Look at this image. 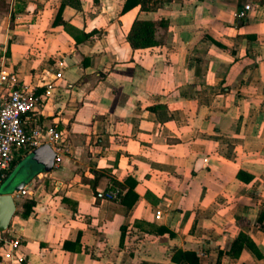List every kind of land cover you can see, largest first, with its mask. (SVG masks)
<instances>
[{
  "label": "crops",
  "instance_id": "0c3cea01",
  "mask_svg": "<svg viewBox=\"0 0 264 264\" xmlns=\"http://www.w3.org/2000/svg\"><path fill=\"white\" fill-rule=\"evenodd\" d=\"M61 1L0 0L6 64L20 83L49 90L40 123L68 146L59 169L28 182L32 196L12 193L23 264H186L172 260L175 249L199 264H264V0L124 12L126 0H70L66 24L54 25ZM136 17L165 21L158 45L130 47ZM28 153L14 152L4 180L12 172L16 183ZM112 181L119 198H96ZM235 237L262 256L244 246L231 257Z\"/></svg>",
  "mask_w": 264,
  "mask_h": 264
},
{
  "label": "built area",
  "instance_id": "2783aa9c",
  "mask_svg": "<svg viewBox=\"0 0 264 264\" xmlns=\"http://www.w3.org/2000/svg\"><path fill=\"white\" fill-rule=\"evenodd\" d=\"M250 6L245 11L236 14L238 18H245ZM6 50L0 49V185L6 172L11 166L13 154L16 150L31 152L42 144H48L55 157L52 170L60 167L68 146L64 142L62 132L53 127H43L40 116L49 95L37 93L35 87L24 85L18 81L17 75L6 64ZM61 73L57 72L56 77ZM23 84V85H20ZM60 183H56V190ZM33 183L26 184L17 191V195L32 196ZM96 198L113 200L120 196L118 188H108L98 191ZM156 219L160 217L157 211ZM24 242L14 223L0 233V264H23L25 261Z\"/></svg>",
  "mask_w": 264,
  "mask_h": 264
},
{
  "label": "trees",
  "instance_id": "16d2710c",
  "mask_svg": "<svg viewBox=\"0 0 264 264\" xmlns=\"http://www.w3.org/2000/svg\"><path fill=\"white\" fill-rule=\"evenodd\" d=\"M71 1L70 0H62L61 4L58 8L56 17L53 21L54 25H65L66 22L64 20H62L61 18V12L62 9L64 7L65 4H69ZM163 2V0H126L124 5H123V9L122 11H127L137 5H140V9L141 10H145V11H152L155 10L161 3ZM72 3V2H71ZM78 5V4H76ZM24 10V4L23 2L19 1L14 9L12 10L13 13L16 12H22ZM241 24L246 23V20L241 19ZM166 23L164 20H159V21H154V20H147V19H141L136 17L131 25V28L129 30V32L126 35V41L128 42V44L130 45V47L132 49H143V48H147V47H152L155 45L159 44V41L156 37V33L157 31L162 28L165 27ZM85 36H88L85 35ZM77 42V41H76ZM37 93H41V92H37ZM237 178L247 182L248 178L243 176V172L242 171H238L237 173ZM250 180H252L251 176H250ZM113 186L109 187V188H118L121 191L120 186H118L116 184V182L112 181ZM130 187V186H129ZM127 189L126 191V196L131 193V188ZM136 198V195L134 194V199ZM33 205V201L32 200H25L23 202V211H22V215H28L31 211V206ZM229 227V225L224 226V229H227ZM140 229V228H139ZM127 230L125 227H121V236H122V240L124 237V234ZM154 230L156 232V234L158 235H165L167 237H174L175 236V232L166 226H162V225H154ZM128 232V231H127ZM130 234V232H129ZM244 246H247L257 257H261L262 254L258 248V246L249 238V237H245L242 239L235 237L231 243H230V247L227 250V254H229L231 257H238L241 250L244 248ZM221 253V251H220ZM172 260L176 261V262H184L186 264H199V259L198 256L196 255V253L194 251H190V250H173L172 253Z\"/></svg>",
  "mask_w": 264,
  "mask_h": 264
},
{
  "label": "water",
  "instance_id": "95a60500",
  "mask_svg": "<svg viewBox=\"0 0 264 264\" xmlns=\"http://www.w3.org/2000/svg\"><path fill=\"white\" fill-rule=\"evenodd\" d=\"M55 154L48 144H42L27 154L22 161V170L15 177L16 183L9 182L10 175L0 185V233L4 232L16 209L12 193L22 189L39 172H50ZM16 169V168H15Z\"/></svg>",
  "mask_w": 264,
  "mask_h": 264
},
{
  "label": "rangeland",
  "instance_id": "374dc122",
  "mask_svg": "<svg viewBox=\"0 0 264 264\" xmlns=\"http://www.w3.org/2000/svg\"><path fill=\"white\" fill-rule=\"evenodd\" d=\"M0 9H4L5 11H8L7 9V6H6V4L4 3V2H1L0 3ZM22 163L21 164H19V167L18 168H21L22 167ZM22 170V169H21ZM15 172V171H14ZM13 177V176H12ZM12 177L10 178V180L12 179Z\"/></svg>",
  "mask_w": 264,
  "mask_h": 264
}]
</instances>
